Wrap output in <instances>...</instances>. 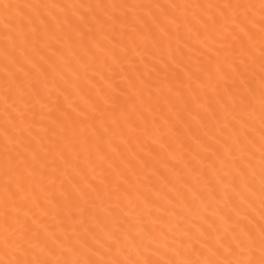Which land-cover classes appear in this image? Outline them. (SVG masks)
I'll use <instances>...</instances> for the list:
<instances>
[{"label":"snow or ice","instance_id":"snow-or-ice-1","mask_svg":"<svg viewBox=\"0 0 264 264\" xmlns=\"http://www.w3.org/2000/svg\"><path fill=\"white\" fill-rule=\"evenodd\" d=\"M0 264H264V0H0Z\"/></svg>","mask_w":264,"mask_h":264}]
</instances>
